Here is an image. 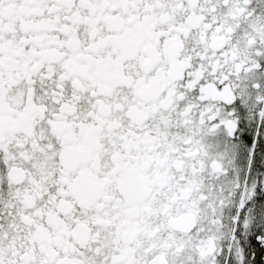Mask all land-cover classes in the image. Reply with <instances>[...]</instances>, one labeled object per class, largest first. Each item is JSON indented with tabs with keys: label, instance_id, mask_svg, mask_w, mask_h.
Wrapping results in <instances>:
<instances>
[{
	"label": "snow or ice",
	"instance_id": "snow-or-ice-1",
	"mask_svg": "<svg viewBox=\"0 0 264 264\" xmlns=\"http://www.w3.org/2000/svg\"><path fill=\"white\" fill-rule=\"evenodd\" d=\"M0 264H264V0H0Z\"/></svg>",
	"mask_w": 264,
	"mask_h": 264
}]
</instances>
